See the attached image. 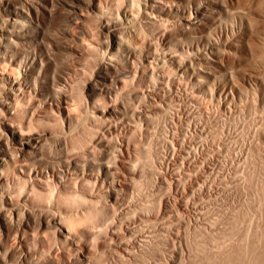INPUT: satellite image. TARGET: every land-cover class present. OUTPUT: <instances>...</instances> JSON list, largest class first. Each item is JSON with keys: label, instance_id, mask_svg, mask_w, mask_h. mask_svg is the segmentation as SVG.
<instances>
[{"label": "rangeland", "instance_id": "obj_1", "mask_svg": "<svg viewBox=\"0 0 264 264\" xmlns=\"http://www.w3.org/2000/svg\"><path fill=\"white\" fill-rule=\"evenodd\" d=\"M6 1H0L1 24L9 11L4 6L26 4L8 0L6 6ZM54 1L52 15L40 6L38 20L26 27L31 39L19 47L40 53L41 40H50L48 67L38 89L25 91L23 110L9 120L43 134L36 151L13 163L47 173L26 193L33 216L0 220V259L7 264H264V0H188L201 1L204 9L192 26L178 23L175 11L169 24L161 17L155 24L140 17L137 26L119 30L130 44L138 42L132 45L138 46L133 59L140 72L126 67L122 49L118 59L125 64L118 60L117 69L104 70L107 80L95 74L99 44L107 39L100 14L116 13L129 0H100L105 8L95 14ZM50 3L44 2L51 8ZM113 12L106 16L117 18ZM161 21L168 24L163 29ZM155 28L161 38L152 33ZM159 28H167L166 34ZM2 67L18 77L9 64ZM90 80L107 91L89 94ZM66 90L68 104L61 99V105L63 116H72L70 126L57 107ZM100 107L109 108L108 117ZM13 188L16 200L21 189ZM47 213L66 218L62 222L72 224V234L45 225Z\"/></svg>", "mask_w": 264, "mask_h": 264}, {"label": "bare ground", "instance_id": "obj_2", "mask_svg": "<svg viewBox=\"0 0 264 264\" xmlns=\"http://www.w3.org/2000/svg\"><path fill=\"white\" fill-rule=\"evenodd\" d=\"M1 1V0H0ZM12 1V0H11ZM59 1V0H58ZM57 1V2H58ZM61 1V0H60ZM4 2V1H2ZM22 2V1H21ZM45 2V0H44ZM44 2L42 0H30L27 1L26 0V4L23 8L18 9V5L14 8H8L5 7L4 4L1 5L2 7L4 6V8L7 10L9 9L7 16L5 17V13H4V17L3 19H6L5 21H3V23H0V110L1 112L4 113L5 116H3V121H2V128H0V220L5 221L6 223L8 221H12L15 217H19L21 215L28 217H31L32 215V211H34L32 209V211L30 209H28L26 207V201H27V191L29 189L31 190H36L38 186L39 187V181L41 182V180H43L45 176V174L47 172H45L42 168L41 169H36L35 167H31L30 165H20V166H16V160H18V157L26 152V151H36L40 145V139H41V135H43L42 133L39 134L38 132L27 129L26 125H24L25 123L21 124V123H14V121H9L11 118L10 117H15L20 110L23 108L21 105L19 104H23V101L25 100L26 97V93L25 92L27 90V88H31L33 90H37L38 89V85H36V82L40 79H42V76L40 74H42V71H45L47 69V65H48V60L50 59V54H51V42L50 40L46 41L45 44L43 42V39L41 40V51L40 53L36 50L33 51H26L21 52V49H19V47L21 46V44H25L27 41H29L31 39V35L28 34L26 32V27L27 26H31L34 22L35 19H37L38 16V10H40V6H44L46 11L52 15L54 13V6L57 5V3L55 4V1L51 0L52 3H50L52 6H50L51 8H49V6L47 7V5L44 4ZM12 4L14 2H11ZM100 0H62L61 4L62 5H66V6H70L71 9L78 7L79 9H83L86 11H90V12H102V8L104 6L99 5ZM102 3V2H101ZM6 6L10 5V2L7 0L5 2ZM47 4V3H46ZM14 5V4H13ZM20 6H23L20 5ZM116 6V5H115ZM124 6V5H122ZM205 6V4H204ZM64 7V6H63ZM118 7V6H117ZM120 7V6H119ZM105 8V7H104ZM116 9V8H115ZM209 9V8H208ZM105 10V9H104ZM103 10V11H104ZM108 10V8H107ZM203 4L201 3V1H188V0H129V5H126V7H122V8H118L116 13H114L112 10L106 11L105 13L102 12L101 17L104 16L103 21L101 22V30L104 31V34L107 35V39L103 42L98 40V43L101 42L99 44V49H100V56H102L100 58V63L98 68V71L95 70V74H97V76H99L100 78H102V80H107V76L106 74H104V70H110V69H117L116 67H118L119 63L121 62L118 59V54L119 52L124 53L123 51H121L122 49L126 50L127 52V64L123 62L126 65V67L132 69L134 72L132 73H139V67L140 65H136L135 64V60L133 59L134 54L137 51V47L136 46L138 44L136 43H129V39L128 41L126 40V38L121 35L119 33V30L122 29V31L124 32V30L128 27H132L133 25H136L135 22L137 21V19L139 20L140 17H143V19H147L148 21L152 22V21H156L157 19L161 20L162 18L165 20L168 19V16L172 15L169 13H172L173 11L177 12L180 14V17L178 19H181L178 23H184L185 25H191L196 23V20H198V16L199 15H203ZM1 11V10H0ZM70 11V10H69ZM194 12V16L192 15V13ZM96 12V14L98 15V13ZM114 13L116 14L117 18H110L108 17L109 15L106 13ZM206 13V12H204ZM83 14V13H82ZM111 14V15H114ZM178 14V15H179ZM1 15V13H0ZM110 15V16H111ZM175 15V13H174ZM112 17V16H111ZM171 17V16H170ZM1 18V17H0ZM175 18V16H174ZM177 18V17H176ZM201 18V17H200ZM2 19V18H1ZM203 19V18H202ZM176 20V19H175ZM200 20V19H199ZM198 20V21H199ZM207 20V19H206ZM146 21V20H144ZM143 21V23H144ZM163 21V20H162ZM161 21V26L158 27H162L163 24H167V23H162ZM169 21L170 18H169ZM203 21V20H201ZM0 22H2L0 20ZM139 22V21H138ZM168 22V20H167ZM173 23V20L171 21ZM175 22V23H177ZM207 22V21H206ZM142 23V22H140ZM153 23V22H152ZM201 23V22H200ZM155 24V23H153ZM169 24V22H168ZM167 24V25H168ZM182 24V25H184ZM198 24V23H197ZM205 24V23H204ZM144 25V24H143ZM157 25V24H156ZM173 25V24H170ZM220 25V24H219ZM137 26V25H136ZM150 26V24H149ZM148 26V27H149ZM165 26V25H163ZM178 26V25H177ZM142 26H140L141 28ZM146 27V26H145ZM157 27V28H158ZM173 27V26H172ZM216 27V26H215ZM228 27V26H227ZM125 28V29H124ZM136 28V27H135ZM144 27H142L143 29ZM147 28V27H146ZM170 28V27H169ZM182 28V26H181ZM219 28V27H218ZM229 28V27H228ZM69 29V28H68ZM67 29V30H68ZM134 29V28H132ZM161 29V28H159ZM163 29V27H162ZM161 29V30H162ZM167 29V28H166ZM165 29L160 31L161 34H166L164 32H166L167 30ZM171 29V28H170ZM169 29V30H170ZM130 30V29H129ZM135 30V29H134ZM148 30V29H147ZM221 30V29H220ZM121 31V30H120ZM121 31V32H122ZM154 31H158L157 33H155L154 35L157 36L159 38H161L159 36V30H153L152 33H154ZM69 32V30H68ZM131 32V31H129ZM151 33V34H152ZM84 34L86 36H89L88 31L85 30ZM40 34L37 33V37ZM209 35V34H208ZM33 36V35H32ZM132 36V35H131ZM166 36V35H165ZM211 36V35H210ZM43 37V36H42ZM164 37V35H163ZM184 37V36H183ZM106 38V37H105ZM104 38V39H105ZM178 38V37H177ZM208 38V37H207ZM102 39V38H101ZM166 40V37L164 38ZM211 39V38H210ZM164 40V41H165ZM169 40V39H168ZM181 40V38H180ZM184 40V39H183ZM188 40V39H187ZM193 40V39H192ZM191 40V41H192ZM186 41V40H185ZM212 41V40H211ZM39 42V41H38ZM48 42V43H47ZM85 42V41H84ZM160 42V40H159ZM181 41H179L180 43ZM190 42V41H189ZM208 42V41H207ZM206 42V43H207ZM145 43V42H143ZM161 43V42H160ZM182 43V42H181ZM188 43V42H187ZM202 43V42H201ZM213 44H215V42H212ZM27 44V43H26ZM40 44V42H39ZM88 44V42H87ZM91 44V43H89ZM132 44H136L135 46H133ZM146 44V43H145ZM163 44V43H162ZM167 44V43H166ZM164 44V45H166ZM169 44V43H168ZM183 44V43H182ZM191 44V43H190ZM196 44V42H195ZM217 44V43H216ZM92 46H94L93 44H91ZM89 45V46H91ZM139 45V44H138ZM177 45V44H176ZM179 45V44H178ZM177 45V46H178ZM181 45V44H180ZM187 45V44H186ZM7 46L11 47V51L12 53L9 54V52H7L6 50L10 47L7 48ZM24 46V45H23ZM26 46V45H25ZM24 46V47H25ZM182 46V45H181ZM213 46V45H212ZM32 48V46H30ZM153 47V46H152ZM195 47V46H194ZM23 48V47H22ZM179 48H183V47H179ZM185 48V46H184ZM183 48V49H184ZM13 49V50H12ZM27 49V48H26ZM24 49V50H26ZM98 49V48H97ZM98 49V50H99ZM173 49V48H172ZM178 49L177 48H174ZM173 49V50H174ZM28 50V49H27ZM30 50V49H29ZM76 50H80V49H76ZM150 50V49H149ZM168 49H166L167 51ZM187 50V49H185ZM184 50V51H185ZM81 51V50H80ZM97 51V50H96ZM139 51V50H138ZM147 51V50H146ZM182 51V50H181ZM180 51V52H181ZM99 51H97L98 53ZM179 52V49H178ZM183 52V51H182ZM23 53V54H22ZM186 53V52H185ZM184 53V54H185ZM121 54V53H120ZM125 54V53H124ZM123 54V55H124ZM142 54V53H141ZM165 54V53H164ZM172 54H174L172 52ZM180 55V53H175V55ZM136 55V54H135ZM171 55V54H169ZM137 56V55H136ZM181 56V55H180ZM121 57V56H120ZM176 57V56H175ZM140 57H138L139 59ZM173 58V57H172ZM121 59V58H120ZM144 59V58H143ZM141 59V60H143ZM149 59V57H148ZM151 59V58H150ZM166 59V58H165ZM175 59V58H174ZM54 60V59H51ZM50 60V61H51ZM118 60L120 62H118ZM122 60V59H121ZM140 60V61H141ZM147 60V59H146ZM179 60V59H177ZM181 60V59H180ZM139 62V61H138ZM153 62V61H152ZM157 62V61H156ZM179 62V61H178ZM183 62V61H182ZM9 64V66H11V68L18 70L19 75L18 77H12L9 74L11 72H8L7 70H4V67H2V64ZM50 63V62H49ZM64 63V62H63ZM124 64H121L122 66ZM153 66V65H152ZM160 66V65H159ZM183 66V65H182ZM188 66V65H187ZM51 67V66H49ZM125 67V66H123ZM141 67V66H140ZM178 69H180L181 65L178 64L177 65ZM56 68V67H55ZM187 68V67H186ZM119 70L121 68H118ZM184 69V68H183ZM118 70V71H119ZM127 70V69H126ZM54 70H52L53 72ZM117 71V72H118ZM121 71V70H120ZM193 71V70H192ZM48 72V71H47ZM57 72V71H56ZM76 72V71H75ZM115 72V71H114ZM123 72V71H122ZM122 72H119L120 74ZM130 72V71H129ZM155 72V71H154ZM190 72V71H189ZM44 73V72H43ZM70 73V72H69ZM93 73V72H92ZM118 73V74H119ZM128 74V72H125V68H124V72L123 74H125V76ZM131 73V72H130ZM191 73V72H190ZM46 74V73H45ZM50 74V73H49ZM59 74V73H58ZM71 74V73H70ZM74 74V73H73ZM40 75V76H39ZM56 75V73H55ZM60 75V74H59ZM135 75V74H133ZM137 75V74H136ZM140 75V74H138ZM57 76V75H56ZM56 76L53 77L54 80H56ZM123 76V75H121ZM124 76V77H125ZM130 76V75H129ZM52 77V75H51ZM75 77V76H74ZM93 77V74H92ZM140 77V76H138ZM142 77V76H141ZM44 78V77H43ZM49 78V77H48ZM128 78V77H127ZM131 78V77H130ZM64 79V76H60V79L58 78V80ZM97 79V78H96ZM132 81L136 80L131 78ZM31 80L35 81V85L31 87ZM67 80V79H65ZM87 80V79H86ZM98 80V79H97ZM96 80V82H97ZM100 80V79H99ZM116 80V79H115ZM50 81V80H49ZM85 81V80H84ZM93 81V80H92ZM91 80L87 81V83H85V87L86 90L89 92V94L94 93L96 90L101 93L106 92L107 88L105 89L102 88L101 86L98 87V85H96V82L93 83ZM101 81V80H100ZM119 81V80H118ZM51 82V81H50ZM66 82V81H65ZM130 82V81H129ZM136 82V81H135ZM134 82V83H135ZM138 82V81H137ZM38 83V82H37ZM69 83V82H68ZM103 83V82H102ZM106 83V81H105ZM128 83V82H127ZM140 83V81H139ZM54 84V82H53ZM63 84V83H62ZM74 84V83H73ZM99 84V83H98ZM107 84V83H106ZM46 85V84H45ZM55 85V84H54ZM67 85V84H64ZM99 85H103V84H99ZM115 85V84H114ZM59 86V85H58ZM71 86V85H70ZM118 86V85H117ZM121 86V85H120ZM54 87V86H53ZM123 87V86H122ZM63 88V87H62ZM118 88V87H117ZM29 89V90H31ZM47 89V88H46ZM56 89V87H55ZM39 91V90H38ZM30 92V91H29ZM43 92V91H42ZM110 92V91H109ZM50 93V92H49ZM66 92L62 93V96H60L59 103L57 105V107L59 108L60 114L62 115L63 120H67L68 121V126L71 125V120H72V116L69 114L67 116H63V111H62V100H64L65 103L68 104V100L67 97L69 98V96L66 94ZM98 93V92H97ZM108 93V92H107ZM106 93V94H107ZM32 94V93H31ZM69 94V93H68ZM110 94V93H109ZM58 95V94H57ZM94 95V94H93ZM36 96V95H35ZM59 96H57L59 98ZM91 96V95H90ZM112 98V97H111ZM94 99V98H93ZM92 99V100H93ZM102 99V97H101ZM105 99V98H104ZM57 100V99H56ZM89 100V99H88ZM97 100V99H96ZM98 101V100H97ZM96 101V102H97ZM22 102V103H21ZM26 103V102H25ZM52 103V102H51ZM57 103V101H56ZM88 103V102H87ZM92 103V102H91ZM63 104V103H62ZM97 104V103H96ZM26 105V104H25ZM70 105V104H69ZM92 106V105H90ZM97 106V105H96ZM94 106V107H96ZM109 106V104H108ZM22 107V108H21ZM53 107V106H52ZM104 107V106H103ZM116 107V106H115ZM101 108V107H100ZM108 108V107H107ZM104 108L105 110L102 109V115L103 116H107V114L109 113V108ZM113 108V107H112ZM97 109V108H96ZM117 109V108H116ZM23 110V109H22ZM27 110V109H25ZM54 110V109H52ZM114 110V109H113ZM135 110V109H134ZM133 110V112H134ZM96 111V110H95ZM100 111V110H99ZM98 111V112H99ZM112 111V109H111ZM97 112V111H96ZM115 112V111H114ZM2 113V114H3ZM23 113V111H22ZM47 113V112H46ZM94 113V112H93ZM92 113V114H93ZM22 115V114H21ZM34 115V114H33ZM94 116H98V114H93ZM19 116V115H18ZM26 116V114H25ZM35 116V115H34ZM96 116V117H97ZM108 117V116H107ZM31 118V117H30ZM33 118V117H32ZM38 118V117H37ZM19 119V118H18ZM23 119V118H22ZM35 120V119H34ZM45 120V119H44ZM63 121V122H64ZM18 122V121H17ZM21 122V121H19ZM23 122V121H22ZM37 122V121H36ZM39 122V121H38ZM40 122H43L40 121ZM1 123V122H0ZM32 124V123H31ZM29 125V124H28ZM31 128L32 125H31ZM46 134V133H45ZM52 134V133H51ZM60 135V134H59ZM47 138V136H46ZM50 138V137H49ZM56 140V139H55ZM58 141V140H57ZM123 144V143H122ZM125 145V144H124ZM120 152V151H119ZM35 154V153H34ZM15 162V164L13 163ZM106 162V161H105ZM69 163L75 165V161L71 160ZM32 164V163H31ZM78 164V162H77ZM100 164V163H99ZM69 165V164H68ZM33 166V165H32ZM73 167V166H72ZM78 167V165H77ZM70 168V167H69ZM110 168V167H109ZM108 167L105 168V170H109ZM73 169V168H72ZM102 169V168H101ZM54 170V169H53ZM62 171V170H61ZM63 172V171H62ZM84 172V171H83ZM105 173V172H104ZM109 173V172H108ZM107 173V175H108ZM49 176V175H48ZM109 176V175H108ZM107 176V177H108ZM60 178V176H58ZM50 178V177H49ZM45 180V179H44ZM47 180V179H46ZM53 181V180H52ZM61 181V180H60ZM43 183V182H42ZM17 186L19 188V192L17 193V199L14 200L13 198V190L15 187ZM48 186V185H47ZM36 187V189H34ZM13 188V189H12ZM50 188V187H49ZM52 188V187H51ZM77 188V187H76ZM39 189V188H38ZM43 189V188H42ZM18 191V190H17ZM30 191V190H29ZM31 192V191H30ZM29 192V193H30ZM39 192V191H38ZM76 192V191H75ZM50 193V192H49ZM16 194V192H15ZM77 194V193H75ZM51 195V194H50ZM16 196V195H15ZM16 198V197H15ZM89 200V199H88ZM84 201V200H83ZM88 202V201H87ZM93 202V201H92ZM28 203V202H27ZM34 203V202H32ZM91 203V202H90ZM49 204V203H48ZM52 204V203H51ZM85 204V203H84ZM87 204V203H86ZM88 206V205H87ZM40 207V206H39ZM48 208V207H47ZM35 209V208H34ZM46 209V208H45ZM49 209V208H48ZM47 209V211H48ZM53 209V208H52ZM36 210V209H35ZM39 210V208H38ZM45 212V211H44ZM51 212V210H50ZM36 214V212H34ZM46 213V212H45ZM49 213V212H48ZM47 213V214H48ZM53 212H51L52 214ZM77 213V212H76ZM58 214V213H57ZM34 215V214H33ZM32 215V216H33ZM36 216V215H35ZM37 217V216H36ZM62 218V217H61ZM56 215H45L43 216L42 222L47 225V226H51V227H55V229L58 230V232L60 234H62L63 236L66 235L68 237V235L72 234L71 230L72 228H70L71 226H69L71 223L68 222V226H65L66 224H64L63 222H65L66 218L61 219ZM72 219V218H70ZM67 219V220H70ZM23 220V219H22ZM24 221V220H23ZM63 221V222H62ZM41 222V223H42ZM11 223V222H10ZM17 223V222H16ZM15 224V223H14ZM18 224V223H17ZM75 224V223H74ZM72 225V224H71ZM70 228V229H69ZM74 228V226H73ZM74 231V230H73ZM57 232V233H58ZM18 233V232H17ZM17 235V234H16ZM60 236V235H59ZM19 237V236H18ZM16 238V237H15ZM71 238V237H70ZM65 239V238H64ZM72 240V239H71ZM67 241V240H66ZM69 241V239H68ZM3 242V241H2ZM76 242V241H75ZM4 243V242H3ZM78 244V243H77ZM73 246V245H72ZM54 248V247H52ZM82 248V247H81ZM80 248V249H81ZM7 249V248H6ZM51 250V249H49ZM50 252V251H49ZM80 252V250H79ZM82 252V250H81ZM84 252V251H83ZM4 253V252H3ZM12 253V252H11ZM89 253V252H88ZM51 254V253H50ZM35 254H31L30 256ZM79 255V253H78ZM83 256V254H81ZM5 256V255H4ZM80 256V255H79ZM77 258H80V257ZM88 256V255H86ZM52 257V256H51ZM23 258V257H22ZM21 258V259H22ZM39 258V257H38ZM8 259V258H7ZM36 259V262H38L37 258H34V260ZM52 259V258H51ZM24 260V259H23ZM82 260V259H81ZM47 261V260H46ZM7 260L5 258L0 259V264H7L6 263ZM42 264H44V262H42V260L40 261ZM40 262H38L40 264ZM35 263V264H38ZM23 264L24 261H23ZM53 264V263H52ZM55 264V263H54Z\"/></svg>", "mask_w": 264, "mask_h": 264}]
</instances>
